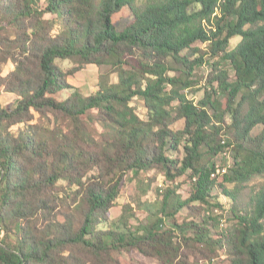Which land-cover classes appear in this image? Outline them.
Here are the masks:
<instances>
[{
	"label": "trees",
	"instance_id": "obj_1",
	"mask_svg": "<svg viewBox=\"0 0 264 264\" xmlns=\"http://www.w3.org/2000/svg\"><path fill=\"white\" fill-rule=\"evenodd\" d=\"M207 56L226 64L194 101ZM88 65L109 75L84 97L68 78ZM2 89L18 99L0 104V264H121L132 251L264 264V183L249 185L264 180V0H0ZM150 171L187 178L188 197L144 202L140 182L112 223L125 177Z\"/></svg>",
	"mask_w": 264,
	"mask_h": 264
},
{
	"label": "rangeland",
	"instance_id": "obj_2",
	"mask_svg": "<svg viewBox=\"0 0 264 264\" xmlns=\"http://www.w3.org/2000/svg\"><path fill=\"white\" fill-rule=\"evenodd\" d=\"M146 1L147 0H136V5L138 7H142ZM239 40H240L239 38L231 39L229 41L227 51L234 49V47L239 42ZM200 47L201 49L205 51L206 45H202ZM205 61H206L205 64L196 68V76H197L198 83L192 89L186 91L187 96L193 99L194 101H197L202 97L204 79L212 71L213 69L212 65H215L217 63L226 64L224 61H221L218 57L210 58L207 56L205 57ZM57 64L60 66V68L63 71H67L68 69L72 67L68 61H58ZM221 66L224 67L225 69H228L227 66L226 67L224 65H221ZM11 70H12L11 65L8 64L6 66H3L1 68V76L7 75ZM229 73L231 75V78H233L232 72H229ZM102 75L103 77L104 75H109L108 71L105 68H97L93 65H88L81 72L77 73L73 77H69L68 83L69 85L77 89L81 93L82 96L88 97V96L93 95L97 91L98 82ZM106 82L115 83L116 78L114 76H110L109 79L106 80ZM17 99L18 98L14 94L7 93L3 89L0 90V104L2 107L6 109H11L14 106ZM97 129L98 131H100L99 128ZM231 163H232V157L230 153H226L225 155L222 154L220 157L216 158L214 161L215 169L226 168L227 172L229 168L231 167ZM138 177H139V181L134 180L131 174H128V176L125 177V183L122 187L121 194L118 200L116 201L115 206L109 212L112 223L114 224L117 223L119 217L122 214L123 208L126 205H131V207H134L132 198L136 199L139 196L138 184L140 182L147 183V181H151L150 191L141 198L142 201L149 202V203L154 201L156 194L159 191H164L167 188H175V190L179 194H181L182 198L186 199L188 197V194L191 188V183L188 182L187 178H179L175 182L170 183V182H167L161 174L155 171L141 173ZM262 182L264 183V180H255L249 185L250 186L258 185ZM220 191L221 190L217 188L213 190L212 194L220 196L219 194ZM186 215H187V210L184 209L179 214L178 220L182 221L184 219H187L188 217H186ZM143 219H144L143 216H140L139 220L132 219L130 221V225L136 226L140 222H143ZM220 221L223 224L221 225V227L219 226L218 230L227 231L228 229H231L233 226V222H230L226 216ZM120 261H121V264H159L156 260L152 258L144 257L136 251H132L128 255L126 254L122 255L120 257ZM215 262L209 261V262L203 263L202 261H199L197 258L193 259V263L195 264H214Z\"/></svg>",
	"mask_w": 264,
	"mask_h": 264
},
{
	"label": "built area",
	"instance_id": "obj_3",
	"mask_svg": "<svg viewBox=\"0 0 264 264\" xmlns=\"http://www.w3.org/2000/svg\"><path fill=\"white\" fill-rule=\"evenodd\" d=\"M226 172H227L226 168H222V169L217 168V169H215V172L213 173V175L214 174H226Z\"/></svg>",
	"mask_w": 264,
	"mask_h": 264
}]
</instances>
